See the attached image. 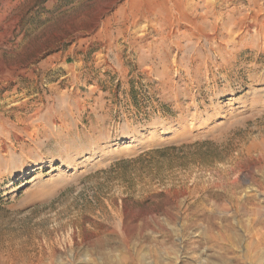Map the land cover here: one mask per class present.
<instances>
[{
  "label": "rangeland",
  "instance_id": "rangeland-1",
  "mask_svg": "<svg viewBox=\"0 0 264 264\" xmlns=\"http://www.w3.org/2000/svg\"><path fill=\"white\" fill-rule=\"evenodd\" d=\"M126 2L0 0V264H237L264 220V0Z\"/></svg>",
  "mask_w": 264,
  "mask_h": 264
},
{
  "label": "bare ground",
  "instance_id": "bare-ground-1",
  "mask_svg": "<svg viewBox=\"0 0 264 264\" xmlns=\"http://www.w3.org/2000/svg\"><path fill=\"white\" fill-rule=\"evenodd\" d=\"M167 3L168 0H127L126 2V4L131 6L132 11L134 10L144 16H148L146 15V13L156 14L157 12H160L161 14H167ZM234 199L235 198L233 197V200ZM260 211L256 213H253L252 210L246 211L248 215L254 214V216L256 215V217H258L256 218L254 226H252V224L249 222L248 224H246V228L243 227L240 223H230L225 226L222 225L221 227L222 233L224 234V241L226 243L225 247H223V250L224 252H227V254L232 250L233 252H235L234 250L236 248H240L242 246L244 240L239 236L240 231L247 230V233L252 235L250 243H248V246L245 248L246 252L243 255L238 256L239 259H237V264H245L248 262H252L253 264H260V262H262L260 260L263 258L264 255V237H261L259 235V229H264V220L263 216H259ZM217 228L220 227L218 226ZM259 253H261V255ZM226 259L227 258L224 259V264H231V259H227V262Z\"/></svg>",
  "mask_w": 264,
  "mask_h": 264
}]
</instances>
